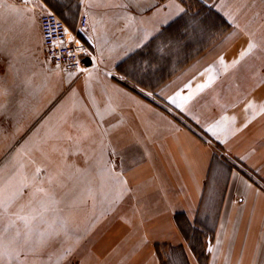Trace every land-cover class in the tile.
Returning a JSON list of instances; mask_svg holds the SVG:
<instances>
[{
    "label": "crops",
    "instance_id": "1",
    "mask_svg": "<svg viewBox=\"0 0 264 264\" xmlns=\"http://www.w3.org/2000/svg\"><path fill=\"white\" fill-rule=\"evenodd\" d=\"M205 1L230 26L152 85L131 77L132 57L145 56L152 41L153 54H163L174 38L170 26L190 3L77 0L74 9L60 8L74 32L88 17L80 36L92 54L80 78L47 61L40 11H16L13 0H0V39L12 54L5 71L30 73L39 104L60 86L54 113L23 118L37 121L29 141L24 138L23 158L40 175L23 178L28 187L0 207V230L17 213L40 211L41 200L50 207L47 223L34 222L30 250L24 223L16 220L5 234L11 255L0 264H264V11L258 0ZM16 31L22 34L17 60ZM250 42L256 47L241 56ZM0 185L15 193V179L0 178ZM40 234L46 243L36 242ZM197 239L206 249L203 259ZM65 248L71 257H64Z\"/></svg>",
    "mask_w": 264,
    "mask_h": 264
},
{
    "label": "rangeland",
    "instance_id": "2",
    "mask_svg": "<svg viewBox=\"0 0 264 264\" xmlns=\"http://www.w3.org/2000/svg\"><path fill=\"white\" fill-rule=\"evenodd\" d=\"M191 8L194 12L198 10V2L196 0H187ZM259 4L263 7L261 9V12L264 11V0H258ZM13 8H16V11H27L28 13H34L35 11L31 8L25 7V6H19L16 3V6ZM264 14V13H263ZM215 29L209 32L212 38V43L220 37V35L224 32L222 29L221 32ZM226 31V30H225ZM22 34L19 33V31H16L15 36V45H16V52H15V60L18 57L17 54L21 52V46H22ZM9 50V49H8ZM5 42H2L0 39V89L7 90V94L3 95L0 94V178H4L6 180L7 178H13L15 179V193H17V190H20L17 195L22 192L24 189V185L21 184L23 178H28L30 176H38L40 175L37 173V168H29L26 166V162L23 158V147H24V138L28 139L29 137L30 129L32 127L30 125H33L34 123H37L39 117L46 112L48 113H54L56 111V107L52 108L56 101V97H58V94H60V86L56 84V87L54 86L55 90L52 89L46 96L43 98L45 99V102L51 100V102L48 105H43L45 102H42V104H39L40 99V88L37 85L39 78L42 77V74L37 73L38 80H36L37 87H33L30 83L28 77L30 76V73H18V72H7L5 71L6 64L8 63V56H12L10 52H8ZM19 50V51H18ZM10 51V50H9ZM194 51V50H193ZM10 58V57H9ZM21 60V59H20ZM12 62V60H10ZM48 64V63H47ZM44 69V67H42ZM45 70V69H44ZM60 72V71H59ZM58 71H54L56 76H59ZM53 73V74H54ZM27 80V83H25ZM27 84V85H24ZM39 88V89H38ZM56 91L58 93L56 94ZM27 113H31L30 116L34 119V121H24L23 118ZM32 136L38 135V126L35 128V131L31 132ZM32 156H34L32 154ZM46 171V170H44ZM53 173V169L49 170ZM1 186V185H0ZM3 187L6 189L7 185H3ZM48 187H53V185L48 184ZM80 236L84 239H86L87 233L80 234ZM96 236V234L94 235ZM199 236V235H196ZM92 238V237H91ZM82 240V239H81ZM80 240L81 247H82V241ZM92 241V240H91ZM86 242V241H85ZM51 244L50 242H47V245ZM85 243L84 245H86ZM199 244V243H198ZM203 245V243L201 242ZM80 247V248H81ZM84 249H79L78 255L83 251ZM47 255L54 257L55 255V249L48 247L47 249ZM58 255V250H57ZM64 257H71L70 249H64L63 250ZM73 259V258H71ZM24 262H18L17 264H72L76 260H23Z\"/></svg>",
    "mask_w": 264,
    "mask_h": 264
},
{
    "label": "trees",
    "instance_id": "3",
    "mask_svg": "<svg viewBox=\"0 0 264 264\" xmlns=\"http://www.w3.org/2000/svg\"><path fill=\"white\" fill-rule=\"evenodd\" d=\"M47 1L58 12L60 8H66L68 11L74 9L78 3L77 0ZM184 1L189 4L187 0ZM196 1L199 4L196 12L192 8H190V11L188 9L182 17L170 26V30H174V38L171 43L168 42V50L166 49L160 55L153 54V48L155 47L153 44L155 42L152 41L144 48L145 56L142 54V56H136V58L132 57L134 69L130 75L133 79L152 85L163 82L212 44L210 30L212 31L214 28L215 32L217 29L221 32L222 29L225 31L230 26L229 22L218 11L208 5L205 0ZM150 54L153 55L150 56ZM198 239H202L201 236ZM198 239L195 250L200 259H203L206 257V249L200 243L201 240Z\"/></svg>",
    "mask_w": 264,
    "mask_h": 264
},
{
    "label": "built area",
    "instance_id": "4",
    "mask_svg": "<svg viewBox=\"0 0 264 264\" xmlns=\"http://www.w3.org/2000/svg\"><path fill=\"white\" fill-rule=\"evenodd\" d=\"M13 1L20 6L40 11L47 61L65 73H76L78 77L84 78L90 67L92 50L90 44L80 35L88 25V17L83 15L80 18L78 31L74 32L67 21L57 11L50 8L45 0Z\"/></svg>",
    "mask_w": 264,
    "mask_h": 264
},
{
    "label": "snow or ice",
    "instance_id": "5",
    "mask_svg": "<svg viewBox=\"0 0 264 264\" xmlns=\"http://www.w3.org/2000/svg\"><path fill=\"white\" fill-rule=\"evenodd\" d=\"M180 11L183 12V9H181ZM69 39H71V37H69ZM77 43H79V42H77ZM255 47H256V45L254 43L250 42L248 44L247 50L245 52H242L241 56L248 55L252 51V49H254ZM69 55H71V53H69ZM238 63H239V61L237 60L234 62V65L238 64ZM209 70L210 69H205V71H209ZM184 87L190 88L191 83L186 84ZM204 87H205V85H198V88H200L201 90ZM0 94L6 95L7 90L0 89ZM185 99L190 100V99H192V97H186ZM173 102L175 103V101H173ZM178 106H180V105H178ZM36 171H37V173H39L40 169L37 168ZM24 187H28V184L25 183ZM19 191L20 190H17V193ZM36 191L42 192L43 189L38 188ZM17 193L8 194L6 189L3 186H0V207H3L6 209L8 204L11 203L12 201H14V199L17 196ZM40 209H41L40 211L33 210V212H31V213H26L23 215H21L19 213L16 214V220L23 221V223H24V228L26 231L24 232V235H23V242L29 246L30 250H33L31 248V246L33 244L32 235L36 231V229L34 227V222L47 223V215L46 214L50 210L49 204L46 203L44 200H41L40 201ZM20 211L21 212L23 211V206H21ZM16 220L10 219L9 222L3 226V229L0 230V257H4L6 255H11V253H9V251H8L7 242L5 239V234L8 233L10 227H14L16 225ZM2 222H3V218L0 217V223H2ZM20 238H21V232H20V230H17L15 233L14 239H20ZM36 242L41 243V244L46 243V240L44 239L43 234H40V238Z\"/></svg>",
    "mask_w": 264,
    "mask_h": 264
}]
</instances>
